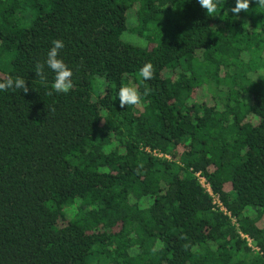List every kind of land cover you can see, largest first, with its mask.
<instances>
[{
	"label": "trees",
	"instance_id": "obj_1",
	"mask_svg": "<svg viewBox=\"0 0 264 264\" xmlns=\"http://www.w3.org/2000/svg\"><path fill=\"white\" fill-rule=\"evenodd\" d=\"M234 6L0 0V82L29 88L0 91V264H264V8Z\"/></svg>",
	"mask_w": 264,
	"mask_h": 264
},
{
	"label": "clouds",
	"instance_id": "obj_2",
	"mask_svg": "<svg viewBox=\"0 0 264 264\" xmlns=\"http://www.w3.org/2000/svg\"><path fill=\"white\" fill-rule=\"evenodd\" d=\"M198 4L202 9L205 10L208 16H214L217 12V0H197ZM257 6L264 8V0H254ZM250 7V0H235V6L225 11V15L230 11L233 14L238 15L239 13L247 12ZM121 39L125 41H136L138 45L144 46L145 42L139 40L136 37L130 36L127 32L121 34ZM65 47L62 40H53L52 46L50 47L45 64L47 68L55 73L54 82L51 88L56 93L67 94L73 88L72 82V70L64 63L62 59L59 58V52ZM45 64L37 62L35 65L36 76L40 79L42 83L46 84V75L44 72ZM155 69L152 63H146L139 71V76L144 80H151L154 78ZM9 89H19L23 93L27 94L29 88L26 86L25 79L21 77L8 76L3 82H0V91H7ZM49 96L53 94L52 91L47 93ZM119 104L121 108L125 106H136L142 102L141 93L135 88L130 86H122L119 90ZM144 96L149 95V91H145ZM187 247V245H185Z\"/></svg>",
	"mask_w": 264,
	"mask_h": 264
},
{
	"label": "built area",
	"instance_id": "obj_3",
	"mask_svg": "<svg viewBox=\"0 0 264 264\" xmlns=\"http://www.w3.org/2000/svg\"><path fill=\"white\" fill-rule=\"evenodd\" d=\"M153 154H155L157 156H161L160 153L153 152ZM195 177L197 178L198 183L204 188V190L211 195L209 186H208L207 182L204 180V178L199 176L198 173H195ZM211 196L213 198V203L217 204L219 209L224 211V208L221 206V203L218 201L217 196H215V195H211Z\"/></svg>",
	"mask_w": 264,
	"mask_h": 264
}]
</instances>
